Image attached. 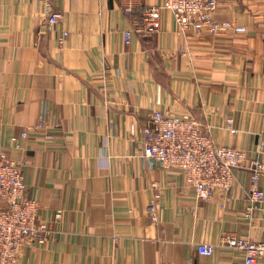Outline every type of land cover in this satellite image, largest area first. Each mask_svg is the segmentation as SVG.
Segmentation results:
<instances>
[{"label": "crops", "instance_id": "1", "mask_svg": "<svg viewBox=\"0 0 264 264\" xmlns=\"http://www.w3.org/2000/svg\"><path fill=\"white\" fill-rule=\"evenodd\" d=\"M165 1L141 0L126 14L123 0H58L52 27L42 0H0V152L25 162L40 219L62 210L48 241L26 243L17 264H246L242 250L221 245L224 235L264 239L262 213L254 227L243 217L249 170L235 171L222 208V191L198 199L181 170L145 163L127 134L135 122L141 137L156 110L190 114L213 127L216 143L255 156L264 130V0L218 6L215 20L245 33H182L162 9L160 31L127 44L144 8ZM62 28L70 34L59 51ZM42 115L63 134L32 133L17 149L13 135ZM203 242L217 246L213 255L198 252Z\"/></svg>", "mask_w": 264, "mask_h": 264}, {"label": "built area", "instance_id": "2", "mask_svg": "<svg viewBox=\"0 0 264 264\" xmlns=\"http://www.w3.org/2000/svg\"><path fill=\"white\" fill-rule=\"evenodd\" d=\"M42 1L48 22L53 27L60 22L61 14L52 11L53 3L58 0ZM123 1L127 3L124 12L134 14L136 5L141 0ZM221 1L166 0L163 5L147 6L142 11L141 21H135L134 27L125 31L126 43L130 44L136 33L147 36L159 32L162 9L174 15L182 33L188 30H194L198 36H203L204 32L221 34L227 30L245 33V26L215 20L214 15ZM69 34L68 28L59 29L56 35L59 51L65 49ZM103 90L108 94V81L105 82ZM61 129V123H51L42 115L36 123L13 135L12 140L16 148L21 149L20 139H27L30 134L37 133L47 140H55L63 134ZM212 130L211 125L203 124L194 115H167L156 110L151 113L150 124L143 129L141 137L135 122L130 124L127 134L132 139H138L141 144L139 156L145 163L163 169L181 170L186 183L194 189L198 199L211 200L217 191H222V208L232 200L235 171L238 168L249 170L251 185L243 217L249 227H254L258 214L262 213L264 223V130L258 135L257 149L253 157H249L248 151L243 148L216 143ZM230 130L232 133L239 131L236 128ZM156 198H159L158 194ZM0 204V264H17L22 247L29 241L44 245L51 237L52 225L62 217V210H58L51 219H40V203L28 195L25 162L17 161L4 152H0ZM153 208L154 205L151 209L155 212ZM155 214L153 213V218L157 220ZM221 245L242 250L246 264H252L264 257V239L253 240L227 233ZM216 247L215 244L203 242L198 245V252L211 256Z\"/></svg>", "mask_w": 264, "mask_h": 264}]
</instances>
